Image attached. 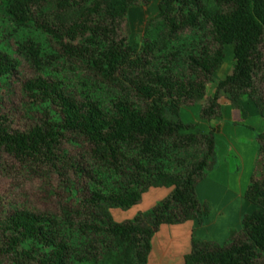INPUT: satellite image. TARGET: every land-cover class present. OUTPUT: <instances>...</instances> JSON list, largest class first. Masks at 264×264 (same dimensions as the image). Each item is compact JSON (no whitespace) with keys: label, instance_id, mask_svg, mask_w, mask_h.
I'll list each match as a JSON object with an SVG mask.
<instances>
[{"label":"trees","instance_id":"1","mask_svg":"<svg viewBox=\"0 0 264 264\" xmlns=\"http://www.w3.org/2000/svg\"><path fill=\"white\" fill-rule=\"evenodd\" d=\"M153 0H0V167L57 176L58 213L5 205L0 264H149L163 226L210 211L197 193L216 165V134L187 123L222 117L221 99L248 97L264 120V0H160L141 41L130 9ZM234 46V68L216 74ZM23 63L36 72L12 103ZM215 91L208 96L209 86ZM245 199L253 211L224 244L193 238L183 264H264V132ZM152 189L168 197L133 219ZM56 192V189H53Z\"/></svg>","mask_w":264,"mask_h":264},{"label":"rangeland","instance_id":"2","mask_svg":"<svg viewBox=\"0 0 264 264\" xmlns=\"http://www.w3.org/2000/svg\"><path fill=\"white\" fill-rule=\"evenodd\" d=\"M159 3L160 0H153L149 6L139 4L130 9L129 24L133 43L141 41L148 21L158 15ZM234 65V46H228L225 62L216 74V81L218 82L231 74ZM36 75L30 65L23 63L15 81L12 103L8 104L6 99L3 102L5 110H17L21 102L20 88L22 84ZM214 91L215 85L212 84L209 86L208 96H212ZM202 103L183 109L181 116L185 122L198 123L204 130L220 127V131L216 134V165L208 171L206 178L199 183L197 190L201 203L207 206L210 211L209 216L205 217V222L207 225L208 222L211 224L221 217L223 221L229 218L234 224L238 221L239 229H241L239 220L244 214H250V208L253 210L252 205L245 199V195L254 174L260 173V169L257 167L259 155L257 138L264 132V120L259 115L255 104L248 97L241 99L240 109L234 107L227 98L223 97L221 99L222 117L212 122L201 119ZM3 160L6 166L5 168L0 167V211L3 206L8 205L36 212H59V200L63 199L64 194L59 188L60 180L57 176L26 175L23 170L16 167L10 157L5 156ZM53 189H56V192ZM169 194L170 191L167 189H152L138 206L127 211L113 210L112 215L118 222L131 220L138 213L151 210L166 199ZM238 208L239 211L241 210V217H237ZM218 225L211 229H208L207 226L199 228L198 235L194 238L198 240L204 238L205 240L202 241L215 240L220 244L226 243L228 237L226 239H211L216 235L219 229ZM233 229L239 230L235 226ZM166 235L169 236L166 232H162L160 237L154 241V245L158 241L165 243ZM172 238L173 246L164 261L157 249L154 248L149 264H162V261L163 264H179V259L181 260L182 256L188 254L190 247L191 252V239L185 237L183 232H172Z\"/></svg>","mask_w":264,"mask_h":264},{"label":"crops","instance_id":"3","mask_svg":"<svg viewBox=\"0 0 264 264\" xmlns=\"http://www.w3.org/2000/svg\"><path fill=\"white\" fill-rule=\"evenodd\" d=\"M198 187H197V190H198ZM249 210H251L250 213H252L253 210L251 208ZM240 211H239V208H238V211H236L237 212V217H241L240 215H242V214H240ZM227 219H225L223 221V219L221 217L218 220H214L213 223H211V224L207 221L208 223L206 225V222H204V224L202 226L201 225L199 226L198 221L187 222V223H184V224H181V225L163 226L160 229V231L158 232V234L153 239V242H152V245H153L152 253L154 251V248H156L157 251L159 252V254L163 257V261H164V259L167 257L168 253L170 252L171 247L173 246V243H171L172 239H173L172 238V232H176V231L183 232L184 236L185 237L186 236L189 237L191 239L190 241L192 242V239L194 237H197L199 228H201V227L205 228L207 226L208 229H211V228L217 226L220 223L218 225L219 229L217 230L216 235L213 236V238H211V239H226V237H229L228 235L230 234V231L233 229L234 226L237 229H239V227H240V225L238 224V221L234 224V222L231 221L229 218H227ZM221 222L223 223V225H222ZM239 222H241V219L239 220ZM169 228H171V229H169ZM173 230H176V231H173ZM162 232H166V234H169V236H167V235L165 236L166 237L165 238V243L161 242V241H158L157 244L154 245V241L157 240L156 238L160 237V234H162ZM202 240H205V239L203 238ZM213 241H215V240H213ZM166 242H167V244H166ZM190 249H191V247L189 248V252H190ZM189 252H187V253L189 254ZM152 253H151V256H152ZM188 254H185L184 256H182L181 260L179 259V261H178L179 264H183L184 263V258ZM151 256H150V259H151ZM163 261H162V264H163ZM149 263H150V260H149Z\"/></svg>","mask_w":264,"mask_h":264}]
</instances>
